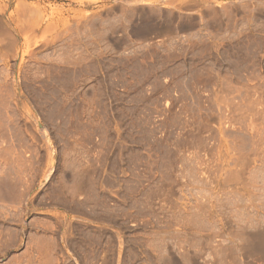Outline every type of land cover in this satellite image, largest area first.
<instances>
[{"label":"rangeland","instance_id":"374dc122","mask_svg":"<svg viewBox=\"0 0 264 264\" xmlns=\"http://www.w3.org/2000/svg\"><path fill=\"white\" fill-rule=\"evenodd\" d=\"M263 235L264 0H0V264H264Z\"/></svg>","mask_w":264,"mask_h":264},{"label":"bare ground","instance_id":"6f19581e","mask_svg":"<svg viewBox=\"0 0 264 264\" xmlns=\"http://www.w3.org/2000/svg\"><path fill=\"white\" fill-rule=\"evenodd\" d=\"M262 230H263V229H262ZM255 231H256V230H255ZM242 232H243V231H242ZM244 232H245V231H244ZM259 233H260V232H259ZM246 234H247V233H246ZM243 235H244V234H243ZM259 236H261V235H259ZM263 236H264V235H263ZM252 237H253V236H251V238H252ZM255 237H256V236H255ZM259 238H260V237H259ZM262 238H263V237H262ZM247 240H248V239H247ZM250 240H251V239H250ZM248 241H249V240H248ZM250 242H251V241H250ZM252 242H254V241H252ZM262 242H263V241H262ZM260 243H261V242H259V245H260ZM263 243H264V242H263ZM263 243H262V244H263ZM255 244H256V243H255ZM250 245H251V243H250ZM256 245H257V244H256ZM263 245H264V244H263ZM250 247H251V246H250ZM257 247H259V246H257ZM246 248H247V247H246ZM248 248H249V247H248ZM257 249H258V248H257ZM257 249H256V250H257ZM241 251H242V250H241ZM259 251H260V250H259ZM253 252H254V251H253ZM253 252L250 253L251 256L253 255V254H252ZM254 254H255V253H254ZM257 254H258V253H257ZM261 255H262V254H261ZM247 257H248V256H247ZM249 257H250V256H249ZM252 258H254V257H252ZM260 259H263V257L261 258V256H260ZM251 260H252V259H251ZM255 260H256V259H255ZM252 261H253V260H252ZM262 263H263V262H262ZM248 264H249V263H248ZM251 264H252V263H251Z\"/></svg>","mask_w":264,"mask_h":264}]
</instances>
